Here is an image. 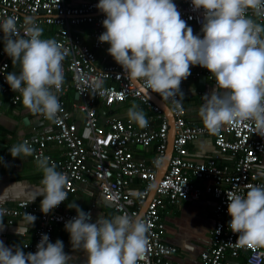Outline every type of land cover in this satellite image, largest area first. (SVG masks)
I'll list each match as a JSON object with an SVG mask.
<instances>
[{
	"label": "built area",
	"instance_id": "1",
	"mask_svg": "<svg viewBox=\"0 0 264 264\" xmlns=\"http://www.w3.org/2000/svg\"><path fill=\"white\" fill-rule=\"evenodd\" d=\"M98 2L99 0H87L79 5H70L65 0H0V21L12 16L16 19L17 26L22 28L26 16H35L39 26L48 27L52 31V39L62 44L67 52L62 62L65 80L61 92L58 93L62 105L58 122L53 123L54 128L51 131L23 136L21 142L28 141L35 149L33 159L41 154L48 156L50 162L57 165L56 170L67 176L65 190L68 195L92 178L97 183L100 198L119 215L139 216L146 222L150 229L149 243L138 264H183L171 259L177 248L164 240L165 226L161 213L167 203L176 204L184 199L197 200L204 194L214 200V223L209 230L208 243L199 255V264H234V261L237 264H264V246L241 247L237 243L238 234L228 228L231 216L227 211V196H245L250 185H264V136L254 133V124L251 121L226 124L218 134L213 135L205 129L201 119L196 122L188 121L182 98H176L179 100L177 105L173 99H163L153 92L170 109L174 118V138L167 168L144 212L140 213L149 198L163 161L169 125L161 107L142 92L141 87L152 92L142 80H137L140 87L136 86L119 64H101L92 50L91 46L103 50L110 46L107 42L98 41V36L105 31L102 25L105 15L97 9ZM173 2L177 5L181 18L193 29V34L202 37L200 29L203 10L194 11L191 0ZM247 15L264 26V17L255 16L251 10ZM82 24L92 26L91 45L83 42L74 31L75 27ZM2 37L3 33L0 31V44ZM10 62L11 58L4 52L2 43L0 93L8 95L10 102L16 105L21 94L14 92L6 82V75L10 73ZM190 71L192 77L203 76L216 86V81L208 69L190 65ZM97 79L103 81V88L106 90L103 96L90 87L91 82ZM71 89L78 98L74 105L75 112L80 116L77 119L73 118L64 100V96ZM127 100H134L138 102L139 108L144 107L149 111L146 116L149 120L148 127L140 128L129 119L100 115L102 106L111 107ZM78 120H82L80 122L84 132H80ZM199 136H210L218 152L233 160V168L226 164L219 165L214 156L203 161L189 158L187 144ZM153 142H156L155 154L150 161L134 157L135 146L148 148ZM49 143L62 149L60 156L48 153ZM64 202L48 214L41 212L40 201L30 202L25 199L16 200L13 206L0 202V209L4 210L3 216L9 223L24 217V213L37 217L33 239L23 241L20 247L25 253H34L42 233L48 234L52 242L54 228L60 226L65 229V222L77 215L65 210ZM95 206L96 203L91 202L84 210L91 214L90 222L93 223L97 219L94 216Z\"/></svg>",
	"mask_w": 264,
	"mask_h": 264
},
{
	"label": "clouds",
	"instance_id": "2",
	"mask_svg": "<svg viewBox=\"0 0 264 264\" xmlns=\"http://www.w3.org/2000/svg\"><path fill=\"white\" fill-rule=\"evenodd\" d=\"M96 7L105 15V31L98 41L110 45L107 52L129 79L142 80L147 89L179 105L176 98L184 96L180 85L191 74L190 65L204 67L216 81L199 108L205 129L215 135L226 124L251 121L254 133L264 136V26L247 15L251 10L264 17V0H191L194 11L203 10L202 37L193 34L173 0H99ZM0 31L4 52L19 66L18 73L6 75V82L21 94L23 106L32 115L57 123L62 110L58 93L65 80L64 46L54 39H41L43 28L35 16H26L22 28L8 16L0 21ZM90 87L100 96L106 94L100 79ZM127 116L140 128L149 126L146 113L135 104ZM9 152L13 158H22L32 156L35 149L23 141ZM35 159L43 173L40 210L48 214L67 199L68 178L56 170L50 157L41 154ZM227 199L228 228L238 234L237 243L248 248L264 246V185H250L245 196L232 194ZM68 207L75 208L77 215L64 227L72 248L86 251V264H138L143 259L150 229L142 218L99 215L93 223L91 214L79 205L73 202ZM36 219L24 213L22 224L31 226ZM18 234L22 235L19 229ZM36 247V252L25 253L0 241V264H70L72 257L64 251L62 240L52 243L42 233Z\"/></svg>",
	"mask_w": 264,
	"mask_h": 264
},
{
	"label": "crops",
	"instance_id": "3",
	"mask_svg": "<svg viewBox=\"0 0 264 264\" xmlns=\"http://www.w3.org/2000/svg\"><path fill=\"white\" fill-rule=\"evenodd\" d=\"M70 5H79L87 0H65ZM91 25L83 24L74 28V31L80 34L84 42H90ZM52 31L43 26L42 39H52ZM3 43V41H2ZM95 54L101 64H115L113 57L107 52V49H97ZM10 73L19 72V66L10 64ZM216 86L205 77L194 78L190 74L187 79L182 80L180 89L184 93L182 98L186 108L188 121L196 122L200 120L199 108L204 103V96L211 94ZM66 107L72 112L73 118L77 119L74 105L78 102L75 92L71 89L64 96ZM137 105L134 100L119 102L111 107L102 106L99 110L101 116H115L128 119L127 112L132 105ZM149 114L144 107L139 108ZM78 120L80 132H84V127ZM80 122V123H79ZM136 124V123H135ZM137 125V124H136ZM157 124H155L156 126ZM138 126V125H137ZM54 128L52 122L47 121L42 116L32 115L22 104V97L14 105L10 102L9 96L0 93V202L13 206L18 199H25L30 202H39L43 199L40 195L43 173L36 166V160L32 156L13 158L9 148L21 143L22 137L35 132H49ZM156 142H153L148 148L135 146L133 148L134 157L150 161L155 154ZM188 156L195 161H203L209 156H214L219 165H228L233 168V160L227 155L218 152L210 136H199L187 144ZM47 151L53 156H60L62 149L53 143L47 145ZM264 163V156H263ZM264 168V164H263ZM264 178V176H263ZM137 181V180H136ZM135 189L137 188L134 186ZM75 203L84 211L91 202H95L94 216L111 218L119 215L108 203L104 202L98 193L97 183L89 178L85 184L75 192L68 195L63 207L65 210L76 213L75 208H69L70 203ZM214 200L209 195H202L197 200H180L176 204H166L161 213V219L164 223V240L166 243L173 244L177 252L172 254L171 259L174 262L183 264H199V255L208 243L209 230L214 223L213 215ZM23 217L14 219L12 223L7 222L3 216L2 227H0V241L4 245L15 250V247H21L23 241L32 240L36 231L37 222L33 225L22 224ZM18 229L22 235L18 234ZM63 241L64 251L72 258L70 264H86L87 253L83 249H73L70 242L69 233L62 227L56 226L53 230V240ZM237 264V261L233 262Z\"/></svg>",
	"mask_w": 264,
	"mask_h": 264
},
{
	"label": "water",
	"instance_id": "4",
	"mask_svg": "<svg viewBox=\"0 0 264 264\" xmlns=\"http://www.w3.org/2000/svg\"><path fill=\"white\" fill-rule=\"evenodd\" d=\"M133 83L136 85V86H139V82L137 80H132ZM141 90L142 92L149 98L151 99L154 103H156L157 105H159L161 107V109L163 110V112L165 113L166 117H167V120H168V125H169V129H168V138H167V147H166V150H165V154H164V157H163V161H162V164H161V167L159 168L158 172H157V178L153 184V187L150 191V194H149V198L147 199L145 205L141 208L140 210V213L142 214L145 210V206L147 204V202L150 200V198L152 197L153 193H154V190H155V187L160 179V177L162 176V174L164 173V171L166 170L167 168V165H168V162H169V159L171 157V154H172V143H173V138H174V118L170 112V109L169 107L160 99V97L153 93V92H150L144 88L141 87Z\"/></svg>",
	"mask_w": 264,
	"mask_h": 264
},
{
	"label": "bare ground",
	"instance_id": "5",
	"mask_svg": "<svg viewBox=\"0 0 264 264\" xmlns=\"http://www.w3.org/2000/svg\"><path fill=\"white\" fill-rule=\"evenodd\" d=\"M83 25V24H82ZM80 35V34H79ZM81 37V36H80ZM82 39V38H81ZM92 41V40H91ZM91 41L88 43V42H85V43H87L88 45H91L92 43H91ZM84 42V41H83ZM0 45H2V43L0 44ZM91 48H92V50L94 51V53H95V50H97L96 48H93L92 46H91ZM12 61V60H11ZM10 64H11V62H10ZM2 94V93H1ZM176 252H177V250H176ZM174 254V253H173Z\"/></svg>",
	"mask_w": 264,
	"mask_h": 264
}]
</instances>
